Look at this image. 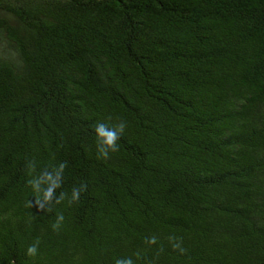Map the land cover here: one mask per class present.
I'll return each instance as SVG.
<instances>
[{
    "label": "trees",
    "instance_id": "trees-1",
    "mask_svg": "<svg viewBox=\"0 0 264 264\" xmlns=\"http://www.w3.org/2000/svg\"><path fill=\"white\" fill-rule=\"evenodd\" d=\"M118 259L264 264V0H0V264Z\"/></svg>",
    "mask_w": 264,
    "mask_h": 264
},
{
    "label": "clouds",
    "instance_id": "clouds-1",
    "mask_svg": "<svg viewBox=\"0 0 264 264\" xmlns=\"http://www.w3.org/2000/svg\"><path fill=\"white\" fill-rule=\"evenodd\" d=\"M119 127L122 129L124 127L123 123H121ZM95 139L97 144L96 152L101 158H107L110 152H115L118 149L116 132L106 127L104 124H99L96 126ZM63 169L64 165L61 164L56 169L55 175H52L51 173H45L34 176L28 181L33 190L35 197L34 201L38 208L42 207V202H49L52 198L54 190L60 187L59 177L63 173ZM42 184L45 185V187L41 188L40 186ZM83 191V186L79 190H73L71 193V201L69 203L78 201ZM62 200L63 196H60L57 198L55 203L59 204ZM63 220V214H58L56 217V222L53 224V228H58ZM37 252V246L33 244L27 248L26 255L32 257L35 256ZM116 264H133V261L131 259H118Z\"/></svg>",
    "mask_w": 264,
    "mask_h": 264
}]
</instances>
